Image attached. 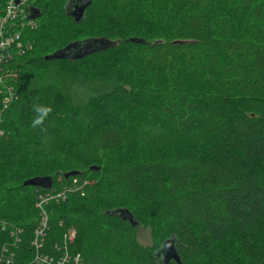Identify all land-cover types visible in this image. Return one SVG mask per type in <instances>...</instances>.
<instances>
[{
	"label": "trees",
	"instance_id": "16d2710c",
	"mask_svg": "<svg viewBox=\"0 0 264 264\" xmlns=\"http://www.w3.org/2000/svg\"><path fill=\"white\" fill-rule=\"evenodd\" d=\"M20 6L23 48L0 61L18 73L0 82V219L26 250L38 194L64 191L45 249L75 227L82 264H264V0H89L79 19L74 0ZM172 236L180 262L156 255Z\"/></svg>",
	"mask_w": 264,
	"mask_h": 264
},
{
	"label": "built area",
	"instance_id": "2783aa9c",
	"mask_svg": "<svg viewBox=\"0 0 264 264\" xmlns=\"http://www.w3.org/2000/svg\"><path fill=\"white\" fill-rule=\"evenodd\" d=\"M26 0H5L4 15L0 18V61L3 60V50L7 54L12 55L10 48L13 44L19 51L23 48L22 43L18 41L20 33L8 27V23L12 22L22 15V9L20 4ZM2 0H0V3ZM4 2V1H3ZM0 66V71H1ZM6 71V70H5ZM2 71L0 73V82L3 83L6 75L16 77L18 73L16 71L7 70V73ZM9 94L12 96L11 88L8 87ZM11 96H7L5 101H9ZM1 133V132H0ZM56 197L65 199L66 194L64 191L54 193L49 191L47 193H39L35 207L37 209V224L34 227V233L30 241V245L33 248V252L27 251L23 243L24 228L11 222L7 219H0V232H8L13 240L8 242L1 239L0 250V264H82L79 258V254L73 256L68 249V244H71L75 240L76 228L70 227L65 229L64 238L65 241L62 245H55L57 252L54 249H45V236L48 230L49 210L48 206L52 199ZM44 248V249H43Z\"/></svg>",
	"mask_w": 264,
	"mask_h": 264
},
{
	"label": "water",
	"instance_id": "95a60500",
	"mask_svg": "<svg viewBox=\"0 0 264 264\" xmlns=\"http://www.w3.org/2000/svg\"><path fill=\"white\" fill-rule=\"evenodd\" d=\"M17 2L19 0H16ZM89 2V0H74V10L73 13L74 15L77 16V19H79V17L82 16L83 12H84V8L86 6V4ZM40 15L39 9L37 8H32L31 9V18H35L37 16ZM134 40V39H132ZM70 53H72V51H70ZM69 54V52H58L56 54H52L50 56H48L49 58L51 57H55V56H65ZM68 175V173H67ZM50 178L49 177H42V178H32V179H28L27 181H25V184L29 185H43V186H50ZM124 218H128L131 223L133 225L136 224V221H134V218L132 215H126L124 216ZM175 238L174 236L170 237L169 239H167L164 242V245L156 251V255L163 257V259L167 262H169L170 260L174 259L178 262H180V258H179V254L176 250V246H175Z\"/></svg>",
	"mask_w": 264,
	"mask_h": 264
},
{
	"label": "clouds",
	"instance_id": "9594fccd",
	"mask_svg": "<svg viewBox=\"0 0 264 264\" xmlns=\"http://www.w3.org/2000/svg\"><path fill=\"white\" fill-rule=\"evenodd\" d=\"M35 118L32 120V126H38L43 124L46 118L49 116L51 112V108L43 105H38L34 108Z\"/></svg>",
	"mask_w": 264,
	"mask_h": 264
},
{
	"label": "rangeland",
	"instance_id": "374dc122",
	"mask_svg": "<svg viewBox=\"0 0 264 264\" xmlns=\"http://www.w3.org/2000/svg\"><path fill=\"white\" fill-rule=\"evenodd\" d=\"M138 235H139V240L142 244L144 245H149L151 244V233L150 229L145 228L144 226H140L138 228Z\"/></svg>",
	"mask_w": 264,
	"mask_h": 264
}]
</instances>
